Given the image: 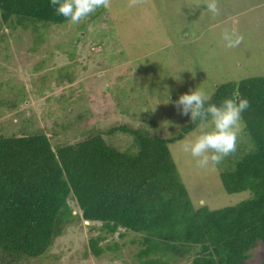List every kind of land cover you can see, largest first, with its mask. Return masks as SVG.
Masks as SVG:
<instances>
[{
	"label": "rangeland",
	"instance_id": "obj_1",
	"mask_svg": "<svg viewBox=\"0 0 264 264\" xmlns=\"http://www.w3.org/2000/svg\"><path fill=\"white\" fill-rule=\"evenodd\" d=\"M219 8L214 16L205 0H143L134 7L129 0H111L109 8L78 24L38 23L15 36L4 29L0 136L44 134L55 149L122 125L162 139L178 136L192 122L175 106L180 95L199 87L212 98L222 84L264 76V0H219ZM225 30L243 37L242 42L226 48ZM201 131L199 124L169 144L193 204L218 210L251 198L249 191L227 194L220 176L256 150L245 124L236 151L207 168L197 167L184 151V143ZM104 139L121 152L139 150L127 133ZM71 206L79 212L75 201ZM86 222L69 226L44 257L25 264H141L136 256L141 246L132 243L140 236L123 229L102 242L105 252L95 257L89 240L100 232L90 227L101 224ZM108 244L117 248L110 251ZM263 259L261 246L248 264Z\"/></svg>",
	"mask_w": 264,
	"mask_h": 264
},
{
	"label": "trees",
	"instance_id": "obj_2",
	"mask_svg": "<svg viewBox=\"0 0 264 264\" xmlns=\"http://www.w3.org/2000/svg\"><path fill=\"white\" fill-rule=\"evenodd\" d=\"M0 17L2 37L4 29L15 36L38 23L69 22L50 0H0ZM236 93L250 102L242 120L256 150L220 176L227 194L249 191L251 198L218 210L193 204L169 148L199 119L170 139L122 125L56 149L44 134L0 136V264L41 259L80 221L101 224L90 227L100 232L89 240L95 257L105 252L101 243L123 229L140 236L132 243L141 246V264H248L264 246V76L222 84L208 103L219 106ZM118 132L135 138L136 154L104 139Z\"/></svg>",
	"mask_w": 264,
	"mask_h": 264
},
{
	"label": "clouds",
	"instance_id": "obj_3",
	"mask_svg": "<svg viewBox=\"0 0 264 264\" xmlns=\"http://www.w3.org/2000/svg\"><path fill=\"white\" fill-rule=\"evenodd\" d=\"M143 0H129V6L142 4ZM207 9L214 16L220 14L219 0H205ZM57 15L63 16L73 24H78L99 8H109L111 0H50ZM243 37L225 30L222 40L226 48L237 47ZM211 97L201 88L179 96L175 106L181 115H189L192 121H201V133L194 140L184 143V151L189 152L199 168L220 164L224 158L236 151L237 140L244 124L242 113L250 107L248 99L236 93L225 98L217 106L208 103ZM207 105V106H206ZM209 117L211 118L209 120ZM211 130H207V129Z\"/></svg>",
	"mask_w": 264,
	"mask_h": 264
},
{
	"label": "water",
	"instance_id": "obj_4",
	"mask_svg": "<svg viewBox=\"0 0 264 264\" xmlns=\"http://www.w3.org/2000/svg\"><path fill=\"white\" fill-rule=\"evenodd\" d=\"M86 223H89L88 221Z\"/></svg>",
	"mask_w": 264,
	"mask_h": 264
}]
</instances>
